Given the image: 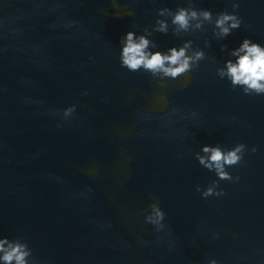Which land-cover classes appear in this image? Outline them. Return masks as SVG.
<instances>
[{
    "label": "water",
    "instance_id": "water-1",
    "mask_svg": "<svg viewBox=\"0 0 264 264\" xmlns=\"http://www.w3.org/2000/svg\"><path fill=\"white\" fill-rule=\"evenodd\" d=\"M182 2L0 0V235L26 239L37 264H264V95L216 74L220 43H264V0H239L241 27L222 41L211 25L153 33L162 49L210 41L175 80L122 68L120 37ZM241 141L248 151L229 167L240 179L202 198L195 186L216 177L194 153ZM153 203L166 213L159 231L144 221Z\"/></svg>",
    "mask_w": 264,
    "mask_h": 264
},
{
    "label": "clouds",
    "instance_id": "clouds-1",
    "mask_svg": "<svg viewBox=\"0 0 264 264\" xmlns=\"http://www.w3.org/2000/svg\"><path fill=\"white\" fill-rule=\"evenodd\" d=\"M233 11L213 12L210 8L197 7L196 0H183L175 8L167 6L157 8L154 22L143 31L129 29L119 39L118 60L122 68L130 72L143 71L160 81L175 80L181 75L199 67L206 59L205 48L210 45L204 39V47L194 46L191 38L182 39L179 44L165 49L152 39L153 33L173 36H186L196 31H204L211 25V32L217 41L225 40L234 30L239 29L242 18L235 9L239 0H230ZM222 63L216 67L217 76L226 80L232 88H239L246 95H264V43L244 36L240 42L229 48L227 43H220ZM215 62V58H212ZM75 111V105L63 109V117H69ZM195 117V111L190 114ZM60 126L59 124L57 125ZM256 146L251 151L255 152ZM248 151L244 142H237L230 147L219 143H203L194 153L200 166L215 174V179L206 186L196 185L195 190L202 198L221 197L225 194L219 186L221 180L238 181L229 167L239 164ZM165 211L153 203L144 214V221L158 231L165 227ZM0 264H37L33 249L26 239L19 236L0 235ZM207 264H220L216 258H209Z\"/></svg>",
    "mask_w": 264,
    "mask_h": 264
}]
</instances>
